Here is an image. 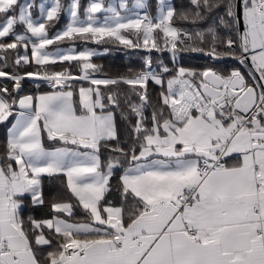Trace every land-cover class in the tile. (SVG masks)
Masks as SVG:
<instances>
[{
  "label": "snow or ice",
  "instance_id": "1",
  "mask_svg": "<svg viewBox=\"0 0 264 264\" xmlns=\"http://www.w3.org/2000/svg\"><path fill=\"white\" fill-rule=\"evenodd\" d=\"M33 7L0 0V77L13 82L0 86V123L15 115L0 154V264H264V0H190L182 11L159 0L155 17L122 15L127 0H90L83 19L81 0H70V21L53 36L65 5L40 4V20ZM220 8L224 15L206 28L174 26L177 18L210 20ZM101 13L110 15L101 22ZM77 40L149 55L139 72L100 78L94 51L48 50ZM153 50L170 52L173 62L201 53L250 70L163 62L154 70ZM12 55L14 66L34 63L36 71H6ZM25 76L53 90L19 95ZM150 82L160 88L155 99ZM117 111L130 125L128 141ZM45 136L58 146L45 147ZM59 177L67 199H52L50 217L26 221V201L43 206L44 179ZM114 187L119 204L107 198ZM78 208L82 220L74 219Z\"/></svg>",
  "mask_w": 264,
  "mask_h": 264
},
{
  "label": "trees",
  "instance_id": "2",
  "mask_svg": "<svg viewBox=\"0 0 264 264\" xmlns=\"http://www.w3.org/2000/svg\"><path fill=\"white\" fill-rule=\"evenodd\" d=\"M22 0H19V4H21ZM40 0H35L34 7L32 8V12L35 16H38V5ZM62 4L65 5V10L61 12L59 19L54 22L51 28H49V35L53 36L55 33L61 29L67 24V15H66V6L70 3V0H61ZM82 4V10L83 7H86L87 1L81 0ZM171 5L177 9V11H182L185 9H188L190 7V0H172ZM159 2L157 0H148L147 2V10L150 16H156V13L158 11ZM18 13V9H17ZM212 19L210 20H202L198 21L197 23H192L191 21H184L180 19H176L174 21V26L181 28L183 30L187 31H195L201 28H206L210 23H212L213 20L216 19L217 16L224 15V8L216 9L213 13L209 14ZM17 32H23V26H18L16 28ZM7 42H11V38H8ZM59 47L61 49H69L70 47H74L78 52L82 51L84 49L88 50H95L96 55H94L91 60L93 63L99 65L102 67V72L96 73L100 78H103L105 76L107 77H118V76H124L129 74L130 72L135 73L139 72L144 68V59L149 55V52L143 48L135 49V48H126L123 45L114 44V43H96L95 41H88L83 42L77 40L74 44L72 42H63L59 45H52L49 46L48 50H56V48ZM20 54H23L24 49L21 47L19 49ZM29 55L30 53V47L28 50ZM188 52H183L179 54L175 62H173V58L170 52L168 51H156L153 50L151 52V57L153 59V69L159 70L158 65L160 62H163V64L167 65L169 68H172L175 64L176 67H185V68H196L201 69L204 67H213L216 68L225 74L230 72L231 70L238 68V65L235 62L232 61H223L218 63H208V61L196 58L192 55H187ZM14 55L9 57L8 60V68L5 69L9 72H14L17 74H24L26 72H33L36 71V66L34 63L30 65H21V66H14L12 61L14 60ZM75 61L72 62V72L74 74H78V69L75 67ZM3 61H0V66H2ZM68 62H64V64H57L55 66H49L54 67L55 70H60L63 67H67ZM167 78V77H166ZM13 82L11 80H8L7 78H0V86L7 85L9 88L12 87ZM39 85V87H37ZM125 89H127V86H121ZM149 92L152 95V97L155 99L156 96H158L160 88L159 86L155 85L154 83H149ZM53 89L49 86V84L46 81H43L41 79H29L27 76H25L24 80L21 82V91L19 92V95H37L40 93L50 92ZM135 99V97H133ZM152 109L149 108L146 111V115L151 116ZM13 121V117H10L9 120L5 123H0V154H3L4 145L7 139V130L9 129L11 123ZM117 126L120 131V136L122 141H128V135L127 132L129 130L130 125L128 122L120 118V113L117 111ZM44 144L47 148H53L55 146H58L54 142H50L47 140V137L44 138ZM126 149L130 147V143H125L123 145ZM110 157V153L107 150H102L101 159L103 161H107ZM117 183V177H114L112 180L113 186H115ZM43 188H44V196H45V204L43 206L39 207H33L30 203V201H26V207L25 211L23 213L24 219L27 221L29 216H33L36 219H43L48 218L51 216L50 212V202L53 198L59 197L62 199H67L66 196V189L64 185V178H54L49 179L45 178L43 181ZM109 200L113 201L115 204H119L120 197L119 194L115 191V187L113 188V191L111 194L107 197ZM85 218V213L81 209L76 210V214L74 219L75 220H82ZM47 250V248H45Z\"/></svg>",
  "mask_w": 264,
  "mask_h": 264
},
{
  "label": "rangeland",
  "instance_id": "3",
  "mask_svg": "<svg viewBox=\"0 0 264 264\" xmlns=\"http://www.w3.org/2000/svg\"><path fill=\"white\" fill-rule=\"evenodd\" d=\"M87 1V5L88 3L90 2V0H86ZM159 2V0H157ZM53 0H40L39 1V5H38V8H39V11H38V16H35L34 13L32 12V9H31V12H32V18L34 20H40V4H44L46 7L50 6L52 4ZM146 4L148 2V0H145ZM165 2L167 4H170L171 5V2L172 0H165ZM25 3H32L33 5L35 4V0H22L21 1V4H25ZM104 3L107 5V4H112L113 6H116L118 7L119 3H120V0H104ZM127 3L129 5V10H121V14L122 15H132L134 13H138L140 14L141 16L145 14V12H147V14L149 15L148 13V10H147V7L145 9H139V8H136L135 7V3H136V0H127ZM86 5V7H87ZM66 15H67V23L70 21V17L68 15V12H66ZM104 15H110L108 13H101V14H98L99 18H100V21L102 22L103 21V16ZM159 15V8H158V11L156 13V16ZM150 16V15H149ZM153 17V16H151ZM155 17V16H154ZM81 18L83 19V10L81 9ZM67 25V24H66ZM66 25L63 27V29L66 27ZM62 30V29H61ZM60 31V30H59ZM30 47V46H29ZM65 51H67L68 49H63ZM49 51H52V50H49ZM55 51V50H54ZM77 51V50H76ZM91 51H94L96 53L95 50H91ZM78 52V51H77ZM29 54V53H28ZM97 54V53H96ZM0 78H5V77H0ZM29 79H34V80H37L38 77H27Z\"/></svg>",
  "mask_w": 264,
  "mask_h": 264
},
{
  "label": "built area",
  "instance_id": "4",
  "mask_svg": "<svg viewBox=\"0 0 264 264\" xmlns=\"http://www.w3.org/2000/svg\"><path fill=\"white\" fill-rule=\"evenodd\" d=\"M187 55H192V56H194V57H196V58H202V59H205V60H207V61H209V62H212V63H218V62H223V61H232V62H235V63L239 66V69H240L241 71H244V72H246V73L249 72L245 66L240 65L237 61L232 60V59L215 60V59H213V58H211V57H209V56H206V55H204V54H201V53H189V52H188Z\"/></svg>",
  "mask_w": 264,
  "mask_h": 264
},
{
  "label": "crops",
  "instance_id": "5",
  "mask_svg": "<svg viewBox=\"0 0 264 264\" xmlns=\"http://www.w3.org/2000/svg\"><path fill=\"white\" fill-rule=\"evenodd\" d=\"M249 82H250V81H249ZM250 83H251V82H250ZM10 117H13V121H12V123H11V125H12L13 123H15V115L10 116ZM10 117H9V118H10ZM8 120H9V119H8ZM5 122H7V121H5ZM5 122H3V123H5ZM11 125H10V127H11ZM10 127H9V128H10ZM49 149H51V148H49Z\"/></svg>",
  "mask_w": 264,
  "mask_h": 264
},
{
  "label": "water",
  "instance_id": "6",
  "mask_svg": "<svg viewBox=\"0 0 264 264\" xmlns=\"http://www.w3.org/2000/svg\"><path fill=\"white\" fill-rule=\"evenodd\" d=\"M241 27H242V25H241Z\"/></svg>",
  "mask_w": 264,
  "mask_h": 264
}]
</instances>
